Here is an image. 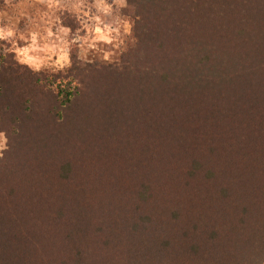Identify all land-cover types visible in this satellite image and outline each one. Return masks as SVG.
<instances>
[{
	"label": "trees",
	"instance_id": "16d2710c",
	"mask_svg": "<svg viewBox=\"0 0 264 264\" xmlns=\"http://www.w3.org/2000/svg\"><path fill=\"white\" fill-rule=\"evenodd\" d=\"M133 2L140 45L125 60L135 72L93 68L62 124L51 94L25 114L22 90L40 95L36 77L0 72L4 117L21 119L0 162L4 264H244L264 254V3Z\"/></svg>",
	"mask_w": 264,
	"mask_h": 264
},
{
	"label": "clouds",
	"instance_id": "9594fccd",
	"mask_svg": "<svg viewBox=\"0 0 264 264\" xmlns=\"http://www.w3.org/2000/svg\"><path fill=\"white\" fill-rule=\"evenodd\" d=\"M142 22L133 0H0V72L6 77H36L32 83L40 95L22 90L25 114L36 101L47 107L51 94L56 97L51 110L58 117L55 123L62 124L65 110L86 91L85 78L93 68L135 72L134 60L125 57L139 48L137 26ZM144 56L139 51V57ZM140 70L150 71L151 66L140 65ZM3 91L0 86V94ZM11 111L8 104L0 107V162L5 163L21 132L20 117L15 123L4 117ZM116 260L127 264L126 257ZM244 264H264V254L249 255Z\"/></svg>",
	"mask_w": 264,
	"mask_h": 264
}]
</instances>
